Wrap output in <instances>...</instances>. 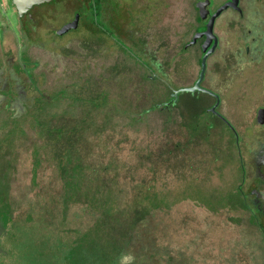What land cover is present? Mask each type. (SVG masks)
I'll return each instance as SVG.
<instances>
[{"label":"rangeland","instance_id":"rangeland-1","mask_svg":"<svg viewBox=\"0 0 264 264\" xmlns=\"http://www.w3.org/2000/svg\"><path fill=\"white\" fill-rule=\"evenodd\" d=\"M123 1L136 3L131 18L153 13V0ZM177 1L185 38L195 10ZM114 2L112 20L97 17L98 38L83 29L94 27L91 15L82 18L84 42L133 24ZM168 15L162 34L173 61L179 19ZM158 30L148 34L156 57ZM191 56L180 64L189 75ZM83 65L71 64L72 76L66 64L30 69L25 110L0 101V264H264V221L237 192L239 183L249 192L256 162L241 165L234 136L207 127L192 106L162 111L168 89L140 64ZM167 68L176 85L190 80Z\"/></svg>","mask_w":264,"mask_h":264},{"label":"flooded vegetation","instance_id":"flooded-vegetation-1","mask_svg":"<svg viewBox=\"0 0 264 264\" xmlns=\"http://www.w3.org/2000/svg\"><path fill=\"white\" fill-rule=\"evenodd\" d=\"M113 1L128 13V21H135L129 27H120L121 37L107 31L109 35H103V39L99 37L98 43H86V38L76 33L82 18L88 19L91 15L94 27L90 22H84L83 29L90 31L94 28L97 31L95 38H98L101 29L97 17L101 15L106 20L115 17L112 0H51L24 12L19 31L6 24L7 17L11 21L13 18V1L0 0L4 11V14L0 13V51L3 58L0 62V101L7 103L13 114L25 110L23 103L27 89L23 87L22 80L27 78V84H34L30 69L40 64H66L70 67V76L76 73L71 64H76L81 70L83 64H93L96 72L102 69L101 64H140L153 73L151 78L162 81L164 94L168 89L169 96L164 95L160 104L162 111H170L172 107L177 110L178 105L192 106L197 110L198 120L204 121L207 127L211 129L218 124L234 136L242 166L249 159L255 160L254 182L249 185V192L242 189L243 183L237 185V192L241 193L240 198L249 208L255 209L254 215L261 224L264 221V0H185L186 5L190 3L195 10L192 28L185 38L179 35L181 18H177L179 15L173 6L177 0L149 2L153 13L150 17H137V20L142 19L141 25L131 18V8L136 6L134 1L128 6L126 1ZM141 1V4L148 5L146 0ZM201 5L205 6L204 17L200 12ZM169 12L173 14L168 15ZM167 15L173 16L174 21L179 19L176 29H173V47L177 53L174 57H178L173 61L166 59V36L162 34ZM212 17V35L209 38L205 32ZM157 29L160 30L157 34L159 55L156 57L148 34ZM114 43H120L121 47ZM188 50H192L189 64H196L190 75L189 69L181 70L180 65L188 64L182 61V54ZM207 52L209 54L203 63ZM120 53L122 57L119 59ZM167 64L177 67L175 78L190 77V80L176 85L175 79L167 77ZM193 87L196 88L194 91L183 90ZM185 94L191 101L185 103ZM257 132L261 135L255 137ZM241 133H245L243 137ZM248 194L252 198H248Z\"/></svg>","mask_w":264,"mask_h":264},{"label":"water","instance_id":"water-1","mask_svg":"<svg viewBox=\"0 0 264 264\" xmlns=\"http://www.w3.org/2000/svg\"><path fill=\"white\" fill-rule=\"evenodd\" d=\"M13 4L15 5V10L12 12L13 13V18L12 21L10 18L7 17V23L6 24H10V28L15 29L16 31H19V29L21 28V16L23 15L24 12H26L27 10H29L30 8H32L33 6H37L46 2H50L51 0H12ZM203 8L205 9V6L201 5L200 6V12L202 13V17H204L205 11L203 10ZM224 7H222L217 14L223 9ZM0 13L4 14V11L1 10L0 7ZM215 17V16H214ZM214 17H212L210 24L207 27L206 30V35L210 38V36L212 35V21L214 19ZM76 23V21H75ZM75 26V25H74ZM204 50H206V48H204ZM209 52H207L203 58V63L206 60V57L208 56ZM203 66H205V64H203ZM196 86H199L198 84ZM196 88H186L183 90H187V91H194Z\"/></svg>","mask_w":264,"mask_h":264},{"label":"trees","instance_id":"trees-1","mask_svg":"<svg viewBox=\"0 0 264 264\" xmlns=\"http://www.w3.org/2000/svg\"><path fill=\"white\" fill-rule=\"evenodd\" d=\"M86 8L88 9V7H86ZM131 222L133 223V222H134V220H132ZM0 223H1V221H0ZM132 223L130 224V227H131Z\"/></svg>","mask_w":264,"mask_h":264}]
</instances>
